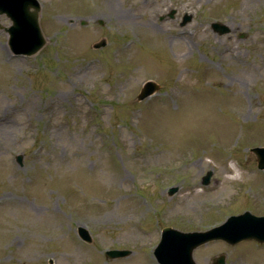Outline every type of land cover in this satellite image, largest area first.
<instances>
[{"label": "rangeland", "instance_id": "rangeland-1", "mask_svg": "<svg viewBox=\"0 0 264 264\" xmlns=\"http://www.w3.org/2000/svg\"><path fill=\"white\" fill-rule=\"evenodd\" d=\"M38 1L45 45L34 55L12 54L0 15V264H158L163 227L264 215L250 151L264 147V0H113L137 28L97 18L103 0ZM137 7L156 36L138 30ZM147 80L159 90L138 101ZM221 254L264 264L252 240L210 241L193 260Z\"/></svg>", "mask_w": 264, "mask_h": 264}, {"label": "water", "instance_id": "water-1", "mask_svg": "<svg viewBox=\"0 0 264 264\" xmlns=\"http://www.w3.org/2000/svg\"><path fill=\"white\" fill-rule=\"evenodd\" d=\"M5 14L12 24L5 28L9 34V45L16 54L33 55L45 44V39L39 27V6L35 0H0V15ZM190 17H185L182 25ZM213 29L219 34L227 33L228 28L220 24H213ZM105 45L100 41L94 45L99 48ZM158 85L152 81L144 83L137 100H143L155 91ZM257 158L258 168L264 169V148L252 150ZM20 162V158H18ZM211 173L208 172L202 179V184H207ZM175 188L169 189V193ZM79 235L85 241H90L85 229L79 228ZM214 239H221L230 245L240 241L253 239L264 242V216L255 217L248 212L231 216L221 225L205 232H180L171 228H164L162 239L155 249V256L160 264H195L192 260V251L197 246ZM129 252L109 251L110 258L122 257ZM212 264H225L224 256H219Z\"/></svg>", "mask_w": 264, "mask_h": 264}, {"label": "bare ground", "instance_id": "bare-ground-1", "mask_svg": "<svg viewBox=\"0 0 264 264\" xmlns=\"http://www.w3.org/2000/svg\"><path fill=\"white\" fill-rule=\"evenodd\" d=\"M104 3V4H103ZM103 3L101 2L97 7L96 10L97 13L96 17L97 18H101L102 16H109V14L114 15L116 18L125 21V25L128 26H134L137 28V23L134 21H131V13L128 10H122L120 8V6L116 3H114L113 0H103ZM136 10L138 11V15L137 18L141 19V24L139 25L140 28H138V30H140L141 32L145 33V34H149V35H153L156 36L157 32H155L154 30V26H153V19L155 16L151 15V14H144L141 13V8L137 7ZM103 12V13H102ZM110 17V16H109ZM185 32H179L177 30H173L172 34L176 37V36H180L182 34H184ZM232 173V172H231ZM229 180L228 182H233L234 180H236V177L231 175L229 177H227Z\"/></svg>", "mask_w": 264, "mask_h": 264}]
</instances>
